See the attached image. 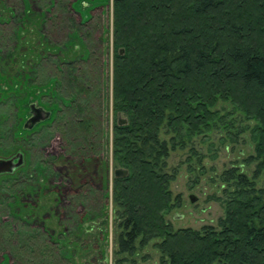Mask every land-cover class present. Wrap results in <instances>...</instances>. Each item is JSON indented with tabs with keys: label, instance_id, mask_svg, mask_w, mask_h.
I'll return each mask as SVG.
<instances>
[{
	"label": "rangeland",
	"instance_id": "obj_1",
	"mask_svg": "<svg viewBox=\"0 0 264 264\" xmlns=\"http://www.w3.org/2000/svg\"><path fill=\"white\" fill-rule=\"evenodd\" d=\"M112 4L113 0H0V159L18 148L26 153L23 168L12 176L0 174V202L14 201L18 214L0 204V219L16 234L27 219L21 230L28 232L9 237L15 244L37 230L42 246L38 238L33 241L39 248L24 247L25 257L34 258V264H161L158 239L145 246L137 241L133 255L117 249L121 227L113 180L114 170L121 167L112 155L113 126L119 120L125 124V118L113 111ZM247 12L257 17L251 8ZM80 17L89 19L75 35L69 18L79 24ZM29 85L44 88L36 91ZM13 100L21 115L26 116L32 104L50 111V120L18 135L15 125L20 117H2ZM217 109L222 123L199 127L192 138L177 139L169 151L172 200L165 220L174 231L217 227L225 212V192L233 190L231 182L223 181V172L233 167L248 174L254 171V163L245 161L255 155V122L230 103L220 102ZM84 118L89 121L85 143V126L80 124ZM171 136L161 133L169 146ZM255 182L260 188L264 179ZM10 186L14 197L5 192ZM8 255L1 264H23Z\"/></svg>",
	"mask_w": 264,
	"mask_h": 264
},
{
	"label": "trees",
	"instance_id": "obj_2",
	"mask_svg": "<svg viewBox=\"0 0 264 264\" xmlns=\"http://www.w3.org/2000/svg\"><path fill=\"white\" fill-rule=\"evenodd\" d=\"M73 4L69 3L72 10ZM249 8L257 17L248 14ZM88 19L80 17L77 24L69 18L75 35ZM112 23L113 111L125 118V124L113 126L112 155L128 171L113 180L121 227L118 253L133 255L137 241L145 246L158 239L161 264H264V183L256 188L255 182L264 179V0H113ZM220 102L230 103L255 122V155L245 161L254 163V171L248 174L233 167L223 172V181L231 182L233 190L225 192V212L217 227L174 231L165 220L172 200L169 151L177 139L184 142L199 127L209 129L213 122L223 121ZM10 105L16 109L10 107L2 117H20L15 125L18 135L50 120L51 112L41 107L29 104L23 116L17 100ZM37 109L40 119L32 124ZM88 123L87 118L80 123L85 126L84 143L89 140ZM162 131L172 135V146L161 138ZM17 153L23 154V164L1 176H12L26 165L22 149L8 158ZM5 192L14 197L11 186ZM13 203L0 202L17 216ZM1 221L0 238L6 240L0 242V264L9 260V253L23 264H34V258L25 257L24 247L42 246L37 230L15 244L9 237L28 232L21 230L27 219H22L19 234ZM38 238L40 243L34 242Z\"/></svg>",
	"mask_w": 264,
	"mask_h": 264
},
{
	"label": "water",
	"instance_id": "obj_3",
	"mask_svg": "<svg viewBox=\"0 0 264 264\" xmlns=\"http://www.w3.org/2000/svg\"><path fill=\"white\" fill-rule=\"evenodd\" d=\"M39 112H40V109H37L36 114L33 118H31L30 123L35 124L36 122L39 121L40 119ZM118 123L124 124V120H119ZM22 164H23V154L22 153H17L13 157H10L7 159H0V174L11 173ZM127 174H128V171L123 168H117L114 170L115 178H121V177L126 176Z\"/></svg>",
	"mask_w": 264,
	"mask_h": 264
}]
</instances>
